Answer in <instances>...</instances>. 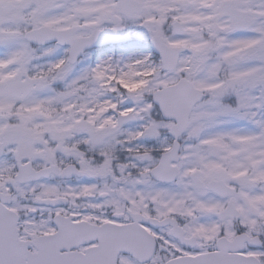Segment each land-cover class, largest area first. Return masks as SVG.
<instances>
[{
  "label": "snow or ice",
  "instance_id": "snow-or-ice-1",
  "mask_svg": "<svg viewBox=\"0 0 264 264\" xmlns=\"http://www.w3.org/2000/svg\"><path fill=\"white\" fill-rule=\"evenodd\" d=\"M0 264H264V0H0Z\"/></svg>",
  "mask_w": 264,
  "mask_h": 264
}]
</instances>
